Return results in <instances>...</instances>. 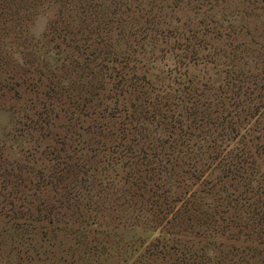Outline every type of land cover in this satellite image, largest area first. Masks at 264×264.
<instances>
[{"label": "rangeland", "instance_id": "obj_1", "mask_svg": "<svg viewBox=\"0 0 264 264\" xmlns=\"http://www.w3.org/2000/svg\"><path fill=\"white\" fill-rule=\"evenodd\" d=\"M231 77L246 84L241 107L264 85V0H0V264H264L254 225L221 222L235 203L213 215L201 202L185 212L194 219L167 222L151 205L123 202L107 179L131 160L114 144L161 149L163 160L166 148L154 123H144L146 137L120 140L114 118L113 133L95 122L121 78L119 98L137 104L158 95L174 103L187 79L228 95ZM236 140L221 143L229 150ZM112 151L123 166L108 170ZM77 178L88 181L78 183L84 200L67 194Z\"/></svg>", "mask_w": 264, "mask_h": 264}, {"label": "trees", "instance_id": "obj_2", "mask_svg": "<svg viewBox=\"0 0 264 264\" xmlns=\"http://www.w3.org/2000/svg\"><path fill=\"white\" fill-rule=\"evenodd\" d=\"M231 78L233 79L228 81V95H225L226 91L219 85L215 87L213 82H201L200 86H197L191 79H187L179 89L176 102L161 101L162 96L158 95L155 100L147 97L148 101L137 104L119 98L120 91H124L128 85L121 78V81L117 82L121 84L120 90L117 89L116 94L110 96L113 106L106 111V115L101 114L102 120L95 122L97 129L103 131L109 126V118H114L116 132L121 134L120 140L127 133L133 132V140L139 139L138 132L141 138L146 137L142 132L145 130L144 123H154L152 136L162 144V149L163 146L166 148L163 149V155L166 157L163 160L161 149L153 150L148 156L145 150L137 152L130 145L120 142L114 144L116 148L123 147L118 151L119 157H124L126 152L129 155L127 158L131 160L125 161L129 167L127 166V170L124 168L125 171L121 170L123 175L115 171L116 173L110 175V181L106 174L108 184L113 186L114 191L121 190L118 196L126 194L123 202L127 199L126 203L137 206L138 200L137 208L151 205L150 209H156V215L170 214L167 222L176 219L177 215H181L182 219H194L197 214L185 212L194 211L193 208L201 205V202L208 207L207 212L212 211L213 215L226 212L223 208L235 203V206L240 207L232 206L229 217H220L221 222L228 226L235 225V222L240 226L254 225L253 233L258 239L255 245L264 247V85L255 86L259 87L256 88L257 93L247 98L246 104H241V107L239 91L246 84H236L234 77ZM205 93L209 94L208 98ZM248 93L252 94V91ZM110 129L107 128V132H111ZM235 137L237 145L234 144L232 149L226 150L221 141H231ZM104 148L106 146L102 149L105 150ZM83 149L89 150L88 147ZM113 154L112 151L109 158L105 159L107 169L116 165L123 166L118 162V155L115 157ZM255 155L263 161L258 162ZM75 166L74 161L71 167ZM153 174L155 184L151 188L147 177ZM211 176H214V179H210ZM121 180L126 186L116 187V183L119 184ZM233 181L236 182L235 185L244 187L239 193L228 188ZM84 182L78 178L70 180L68 186L72 192L67 190V194L77 201L84 200V197L78 195L79 185L88 181ZM131 186L134 190L128 196V188ZM177 187L182 189L176 190ZM222 192L225 194L222 195ZM200 194L206 195L207 200H196L195 196ZM91 212L93 221L100 216L95 210ZM252 248L256 250L257 247Z\"/></svg>", "mask_w": 264, "mask_h": 264}]
</instances>
